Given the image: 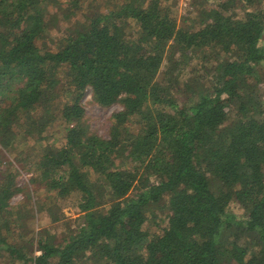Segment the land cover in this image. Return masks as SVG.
I'll use <instances>...</instances> for the list:
<instances>
[{
    "label": "trees",
    "instance_id": "16d2710c",
    "mask_svg": "<svg viewBox=\"0 0 264 264\" xmlns=\"http://www.w3.org/2000/svg\"><path fill=\"white\" fill-rule=\"evenodd\" d=\"M191 5L0 0V166L78 213L25 234L0 171V264H264V0Z\"/></svg>",
    "mask_w": 264,
    "mask_h": 264
},
{
    "label": "rangeland",
    "instance_id": "374dc122",
    "mask_svg": "<svg viewBox=\"0 0 264 264\" xmlns=\"http://www.w3.org/2000/svg\"><path fill=\"white\" fill-rule=\"evenodd\" d=\"M192 1L193 0H176L178 6L172 8L174 11H178L179 18L192 6ZM168 4L171 5V2ZM261 72L262 78L264 79V72ZM261 90L264 92V82L261 84ZM83 103L86 109L85 118L90 129L104 137L108 136L112 122L111 115L114 111L121 109V106L115 104L109 107H102L94 101L91 89L86 91ZM56 136H59V134H56ZM4 154L6 162L4 161V164L0 166V171L16 173V182L18 187L21 188L11 199V204L16 211L15 213H17L16 216L20 218L23 217L26 222H29V224L24 223L22 227L23 232L29 235V231L32 233V229L34 232L48 227L53 233L57 232L58 235L61 236L66 232L65 222L78 215L73 200L63 199L53 192L46 191L43 183L38 180H33L37 175L22 171V166L17 162L14 152L4 151ZM41 206L42 211H40ZM49 207L52 209L55 216L64 217V220L60 222L51 221L46 212V209ZM231 209L238 214L241 213L239 206L235 204L232 205ZM32 247L34 249V245H32Z\"/></svg>",
    "mask_w": 264,
    "mask_h": 264
}]
</instances>
